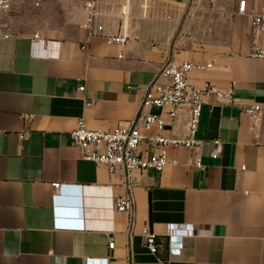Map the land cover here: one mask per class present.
<instances>
[{"label":"crops","instance_id":"1","mask_svg":"<svg viewBox=\"0 0 264 264\" xmlns=\"http://www.w3.org/2000/svg\"><path fill=\"white\" fill-rule=\"evenodd\" d=\"M89 1L25 0L12 36L0 35V264H264V119L255 123L210 96L197 132L204 170L189 165L195 151L170 149L177 166L135 172L131 236L129 217L114 209L125 193L122 172L81 159L70 138L81 119L103 131L134 120L167 61L212 64L193 71L190 83L234 88L243 105L264 103V60L248 57L251 21L264 15V0H246L243 15L242 0H97L86 27ZM197 8H224L214 36L197 31ZM124 26L127 45L109 44ZM216 141L223 150L213 158ZM53 184L66 187L56 203ZM66 208L75 213L66 216ZM56 213L82 219L85 230H57ZM170 224L194 230L173 242L183 244L178 256ZM146 228L158 255L146 247Z\"/></svg>","mask_w":264,"mask_h":264},{"label":"built area","instance_id":"2","mask_svg":"<svg viewBox=\"0 0 264 264\" xmlns=\"http://www.w3.org/2000/svg\"><path fill=\"white\" fill-rule=\"evenodd\" d=\"M39 6V4H36ZM25 0H0V35L8 38L12 36L11 29L16 16L23 13ZM88 16L86 27L95 21L98 10L97 0L84 4ZM247 2H239L238 13L245 14ZM252 46L248 57L255 60H264V45L260 38L264 35V15H254L251 21ZM39 35L35 34L34 39ZM129 41L128 28L124 26L117 34L110 35L108 42L111 45L125 47ZM122 57V56H121ZM212 64L206 66L191 63L175 64L167 61L158 71L153 81L148 85L146 93L138 106L134 120L124 123L112 130H92L85 120L77 122L76 128L70 133L73 148L81 159L92 162L98 167H105L111 174L122 172L125 193L114 199V209L117 213L129 217L131 229L135 219V195L137 185L135 172L162 173L168 166H177L179 162L170 159V149H186L195 151L189 165L199 170H204L200 148L202 142L197 139L202 111L209 105V97L214 96L222 106L238 107L255 123L264 119V103H251L243 105L235 97L234 88L228 91H219L205 81L200 87L190 83L189 76L195 70H209ZM84 91V88H80ZM165 111L166 117L154 111ZM183 117V125L180 120ZM181 127V128H180ZM171 135H166V132ZM181 134H176L180 132ZM154 134H151V133ZM30 132L20 134L21 140H26ZM142 145L148 147L142 150ZM222 144L215 142L213 158H218L222 153ZM151 151V152H150ZM53 198L55 203L65 192L66 187L53 184ZM181 226L168 225V238L170 240L171 255L178 256L182 252L183 244H173L174 241L194 236L192 226L190 229ZM184 227V226H182ZM55 228L57 230H85L84 221L68 222L61 220L56 213ZM142 236L149 252L158 255L159 246L157 236L148 228L142 231ZM114 248V243L109 244V249ZM87 264H102V260L89 259Z\"/></svg>","mask_w":264,"mask_h":264},{"label":"rangeland","instance_id":"3","mask_svg":"<svg viewBox=\"0 0 264 264\" xmlns=\"http://www.w3.org/2000/svg\"><path fill=\"white\" fill-rule=\"evenodd\" d=\"M222 13L224 15V8H197V31L201 27L205 36H214L220 28L217 21Z\"/></svg>","mask_w":264,"mask_h":264},{"label":"water","instance_id":"4","mask_svg":"<svg viewBox=\"0 0 264 264\" xmlns=\"http://www.w3.org/2000/svg\"><path fill=\"white\" fill-rule=\"evenodd\" d=\"M63 206L64 207H69V208H72V207H74V205H73V203L72 202H68V201H66L65 203H63ZM64 213H65V215L66 216H72V214H74L75 213V211L74 210H72V209H64Z\"/></svg>","mask_w":264,"mask_h":264}]
</instances>
